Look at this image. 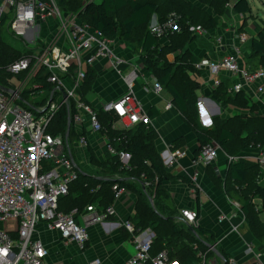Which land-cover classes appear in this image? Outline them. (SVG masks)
Instances as JSON below:
<instances>
[{"label":"built area","instance_id":"built-area-1","mask_svg":"<svg viewBox=\"0 0 264 264\" xmlns=\"http://www.w3.org/2000/svg\"><path fill=\"white\" fill-rule=\"evenodd\" d=\"M235 1L230 0L227 6L232 8ZM7 17V33L23 42L26 54L6 67L15 75L8 80V84H0L9 89L0 88V264H49L45 243L35 237L39 224L58 232L65 243L76 242L84 250L89 241V228L107 221L114 213V202L128 192L127 188L114 184V201L107 207L90 204L83 210L75 207L68 212L59 207L60 198L69 193L80 174L101 171L92 157V151L100 160L105 152H110L118 154L123 164L130 161L129 152L114 148L98 110L114 112L117 120L113 128L118 129H130L142 122L152 124V119L142 102L135 101L138 69L122 72L120 67L126 61L115 52L114 40L106 38L102 31L83 23L76 15L62 12L55 0H0V31ZM180 19V14L172 12L162 21L153 19L149 29L159 38L164 37L180 31ZM49 20L57 22L50 31L52 36L41 37L40 26ZM197 32L210 34L202 28ZM235 35L240 42L232 53L215 60L202 57L195 67L212 73L214 87L220 84L222 72L235 75L240 72L241 80L234 83L232 90L238 92L245 85H253L257 94L264 98V70L252 72L242 60L241 45L250 36L240 29H236ZM217 42V46L223 43L222 34ZM103 58L110 60L122 75L126 89L122 95L97 107L85 102L79 89L87 68ZM17 74L25 75L20 78ZM39 74L46 76L52 88L46 89L42 83H33L30 86L33 89L31 103L24 98L23 92L31 79ZM161 89L160 82H155L154 90ZM44 99V103L40 104L39 101ZM201 100L204 101L203 98ZM171 106L172 103H169L168 107ZM62 108L68 111L70 128L65 134H55L50 128ZM206 113L205 125L210 126L213 116L209 111ZM72 127L73 133L79 135L78 139L70 137ZM96 141L100 146L95 144ZM220 150L219 143L212 140L201 147L195 159L206 165L213 163ZM256 153L255 160L264 170V149L260 148ZM183 155L184 151L176 148L164 164L172 166ZM229 158L238 159L235 156ZM148 184L145 182V186ZM10 219L17 221L16 230L5 228V222ZM198 219V211L191 208L181 209L178 217L188 225L197 224ZM124 227L134 234L132 242L136 249L125 264H180L172 260L166 250L151 255L155 237L152 231L136 229L130 220L124 223ZM247 250L252 253V246L248 245ZM201 256L206 257L205 254ZM102 262V259L95 258L83 264ZM200 262L207 264L203 257Z\"/></svg>","mask_w":264,"mask_h":264},{"label":"trees","instance_id":"trees-1","mask_svg":"<svg viewBox=\"0 0 264 264\" xmlns=\"http://www.w3.org/2000/svg\"><path fill=\"white\" fill-rule=\"evenodd\" d=\"M198 1L199 3L194 0H56V3L62 12L76 15L83 23L102 31L106 38L119 39L133 45L147 71L156 76L160 84L173 95L175 107L197 136L199 146L195 150V158L198 157L201 147L212 140H216L221 148L233 157L244 149L257 146L264 149V115L251 113H236L227 117L217 115L212 118L217 120L216 126L210 128L200 124L198 89L204 71L195 67L200 58L189 48V44L201 35L197 29L208 30L211 34V30L220 27L215 16L226 13V4L230 0ZM232 9L244 15V24L239 28L243 30L252 14L249 1L236 0ZM171 11L181 15L179 21L181 29L169 33L167 36L170 43L164 45L149 29L150 21L155 13L162 21ZM7 18L0 31V84H8V80L15 74L8 72L6 67L21 57L18 49L1 40L2 35L7 34L6 23L9 17ZM214 37L215 35H210L209 39L212 40ZM248 42L247 54L243 57L244 66L252 72L264 70V27L256 35H252ZM170 53L174 54V61L169 60ZM17 75L23 78L22 75L25 74ZM95 82V69L88 67L79 89L85 102H90L86 95L92 90ZM33 83H42L46 89L52 88V84L47 82L46 76L42 74L31 79L29 87L27 86L23 92L24 98L31 103L33 89L30 86ZM232 88V79L222 77L220 85L215 89L221 102L250 111L259 109L257 103L249 105L243 91L233 94ZM44 101L45 99L39 103L42 104ZM98 111L114 148L129 152L130 161L123 164L118 154L110 152H105L104 158L100 160L92 151V157L101 171H97L96 174H80L73 182L69 193L60 198V209L68 212L78 207L83 210L90 204L107 207L114 201L113 185L118 184L137 195L135 214L130 217L135 228L149 227L155 232L151 255L166 250L170 258L180 264L191 257L198 258L201 251L207 258L213 255L214 250L207 244L215 245L212 242L215 239L214 230L202 225L189 226L175 219L179 215V210L165 182L181 176L173 175L166 169L156 144L152 124L142 122L130 129L113 128V123L117 120L115 113L103 112L101 109ZM158 111L154 108L148 109L150 119L158 116ZM67 128L68 111L62 108L50 130L55 134H65ZM70 137L72 139L79 137L73 133V127ZM178 143L175 149L184 145L183 140ZM210 175L214 182L220 184L224 193L239 203L252 232L264 243V219L261 218V214L264 213V183L261 182L264 172L258 162L250 158L232 159L228 162L223 178L218 177V173L213 170H210ZM145 182L149 184L145 186ZM189 184L195 186L191 180ZM196 191L199 195L198 190ZM151 198L154 205L150 201ZM256 199L261 201L262 208L258 207ZM133 235L132 233L130 236ZM224 257L229 262L230 255L225 253Z\"/></svg>","mask_w":264,"mask_h":264},{"label":"crops","instance_id":"crops-1","mask_svg":"<svg viewBox=\"0 0 264 264\" xmlns=\"http://www.w3.org/2000/svg\"><path fill=\"white\" fill-rule=\"evenodd\" d=\"M222 16L220 18H223L226 26L225 28L220 26L211 30L210 35H215L212 40L209 39V35L206 36L209 39H207L208 41H193L189 44V48L199 58L208 56L217 59L222 55L233 52V49L239 44L237 38H234V33L236 29L241 28L244 24L243 14L236 13L232 8H228ZM238 16H241L240 19ZM253 16L251 14V17ZM159 17L155 13L151 21L156 18L159 19ZM251 17H249L243 28L250 37L251 35H256L264 27V22L262 24ZM241 19L242 21L240 22ZM47 23L44 24L42 36L50 38L52 36L50 31L55 28L57 22L49 20ZM220 34H222L224 43L221 47H218L217 38ZM159 42L168 45L170 39L168 36L160 37ZM113 48L126 61L120 67L123 73H128L133 68H137L139 71V76L134 86L135 101L142 102L145 110L150 108L159 110L158 116L152 118V124L155 131L156 144L165 163L167 158L174 152L175 146L179 144L178 142L184 141V145L179 146L184 151V155L179 157L172 166L165 165L170 173L181 176L165 182V186L170 191L174 204L179 210V215L183 208L196 209L199 212V219L195 226L202 225L214 230L215 239L212 242L215 243L217 252L222 256H225V253L230 255L231 258L228 264H264V243L252 232L248 220L239 207V203L237 204L235 199L224 193L220 184L214 182L210 175V170H213L218 173V177H224L228 167V157L225 151L223 153L220 152L216 161L213 164L211 163L212 165L210 166L196 160L194 153L199 146L198 138L184 122L175 107L173 95L163 86L160 91L154 90V83L159 81L156 76L147 71L136 54L133 45L126 41L115 39ZM219 48L221 49L220 51L218 50ZM242 53L243 57H245L247 50L243 51L242 48ZM168 58L170 61H174V54H168ZM90 67L95 69L96 82L93 84L92 90L87 93L86 98L93 105L102 106L125 92V81L110 60L106 58L99 59ZM226 76L232 79L233 85L241 80L227 73L222 74L220 79ZM200 81L201 86L198 92L200 97L204 95L203 99L205 102L200 100L199 113L204 125L207 122L206 111H209L212 116L220 115L222 117H226V112H234L232 115L236 113L264 115V98L257 94L255 86L245 85L242 90L249 101V105L251 103L259 105L257 111H250L249 109L238 108L233 104L227 105L221 102L215 93L217 88L213 86V76L209 71L205 70L203 72ZM232 93L237 94L238 92L233 91ZM169 103H172L171 107H168ZM221 103L223 105H219ZM220 106H223V108H220ZM95 144L100 146L99 141H96ZM252 150L255 149H244L242 151L245 152L241 151L235 157L250 158L249 156H255L257 153L256 151L252 153ZM189 180L194 183V187L189 184ZM262 182L264 183V175ZM196 190H198L199 195H197ZM136 202V193L128 189V192H125L119 200L114 202L113 215L104 223H98L89 228V241L84 250L76 242L65 243L58 232L48 230L43 224H39L35 237L41 239L46 245L48 250L47 262L49 264H83L95 258H100L103 261L102 264H125L126 260L136 251L132 242L133 236H130L132 233L124 227V223L135 214ZM178 217L175 218L177 221L185 223L178 220ZM146 229L152 231L155 235L151 228L148 227ZM248 245L252 246V253H248ZM217 252L214 251V254L208 258L201 256L202 254L200 255L199 253L198 258L191 257L182 264H200L202 257L207 264H225V260ZM258 253L260 254L259 256L257 255Z\"/></svg>","mask_w":264,"mask_h":264},{"label":"rangeland","instance_id":"rangeland-1","mask_svg":"<svg viewBox=\"0 0 264 264\" xmlns=\"http://www.w3.org/2000/svg\"><path fill=\"white\" fill-rule=\"evenodd\" d=\"M56 1V0H55ZM194 1H196L197 3H199V1L198 0H194ZM249 1V3H250V6L252 7V14L254 15L253 17H251V18H253L255 21H258V22H261L262 24H263V22H264V0H248ZM226 6H227V4H226ZM229 7L227 6V9H228ZM167 12H169L168 10H167ZM167 12H164V13H167ZM172 12H176V11H171L170 13H172ZM248 15H250V14H248ZM244 16V15H243ZM216 17V16H215ZM220 17H223V16H221V15H219L218 17H216V20H217V23L221 26V28H225V26H226V24L224 23V21H223V18H220ZM240 17L241 16H238V18L240 19ZM230 18H233V17H230ZM242 21V19L240 20V22ZM48 24V23H47ZM49 25V24H48ZM250 25H252L251 23H250ZM43 29H44V24L42 25V26H40V36L42 37V34H43ZM199 29H201V28H199ZM242 31H246V30H242ZM203 32V31H202ZM247 32V31H246ZM173 33V32H172ZM248 33V32H247ZM205 34H208V32L207 33H205ZM205 34H203V33H201V35H198L199 37H198V39L196 40L197 42H204V41H208L209 39L206 37L207 35H205ZM221 35V34H220ZM236 37V35H235V33H234V38ZM251 37H252V35H251ZM251 37H249L247 40L249 41V39H251ZM208 39V40H207ZM1 40H3V41H5L8 45H10V46H12V47H14L15 49H18V51H20V56H22V55H24V54H26V49H25V47L23 46V42L20 40V39H18L17 37H14L12 34H9V33H7L6 35H2V37H1ZM238 41H239V39H237ZM241 42L242 43V45H241V47L243 48V51H246V50H248V46H249V42ZM240 42V41H239ZM224 43V42H223ZM223 43H221V45H223ZM221 45L220 46H218V47H221ZM219 51L221 50L220 48L218 49ZM233 51H234V49H233ZM230 53H232V52H230ZM227 54H229V53H227ZM227 54H225V55H227ZM225 55H222V56H225ZM221 56V57H222ZM206 57H208V56H206ZM210 60H215L214 58H211V57H208ZM220 58V57H219ZM219 58H217V59H219ZM242 68H244V66H242ZM206 71H209L208 69L206 70ZM210 72V71H209ZM211 73V72H210ZM225 73H227V74H229L230 76H232V77H234V76H236L237 77V79L239 80L240 78H241V75H240V72H239V74H237V75H235V74H231L230 72H228V71H224V72H222V74H225ZM212 74V73H211ZM213 76V75H212ZM32 88V87H31ZM217 88V87H216ZM238 92H240V91H238ZM204 95H202L201 97L199 96V99H198V103H199V101L201 100V98H204L203 97ZM219 105H223V103H221V104H219ZM199 108V107H198ZM220 108H223V106H220ZM226 108V107H225ZM220 110V109H219ZM198 111H199V109H198ZM218 112H220V111H218ZM232 113H234V112H226L225 113V115H226V117H227V115H232ZM199 121H200V124L203 126V127H205L206 125H204V123H203V121L201 120V115H200V113H199ZM216 121L217 120H214V119H212V124L210 125V126H206V127H210V128H212V127H214V126H216ZM216 141V140H215ZM259 149H260V146H257V149H255V150H252V153H255V151H259ZM223 149L222 150H220V152H222L223 153ZM242 152H245V151H242ZM226 153V152H225ZM226 155H227V157H228V162L230 161V158H229V154L228 153H226ZM238 156V155H237ZM250 157V159H252V160H255V156H249ZM213 164V163H212ZM212 164H210V165H212ZM262 171H263V169H261ZM264 172V171H263ZM225 174V173H224ZM263 178V177H262ZM261 182H262V179H261ZM256 201V203H258V207L259 208H262L261 207V201L259 200V199H256L255 200ZM239 206V205H238ZM240 207V206H239ZM261 218L262 219H264V213H262L261 214ZM4 226H5V228L7 229V230H16L17 229V227H18V223H17V221L16 220H14V219H10V220H8V221H6L5 222V224H4ZM13 236H14V234H13ZM199 249H201V248H199ZM200 254H204V252L203 251H201L200 252Z\"/></svg>","mask_w":264,"mask_h":264},{"label":"water","instance_id":"water-1","mask_svg":"<svg viewBox=\"0 0 264 264\" xmlns=\"http://www.w3.org/2000/svg\"><path fill=\"white\" fill-rule=\"evenodd\" d=\"M0 88L1 89H3V90H5V91H8L9 89L8 88H6L5 86H3V85H0ZM208 121H210L209 119H208ZM69 124V127H68V129L70 128V123H68ZM144 187V186H143ZM145 188V187H144ZM150 201H151V203H152V205H154L153 204V199L151 198L150 199ZM210 248H212V249H214V251H218L216 248H215V246L213 245V244H207ZM217 254L220 256V257H222L224 260H225V264H228V261H227V259L224 257V256H222L219 252H217Z\"/></svg>","mask_w":264,"mask_h":264},{"label":"flooded vegetation","instance_id":"flooded-vegetation-1","mask_svg":"<svg viewBox=\"0 0 264 264\" xmlns=\"http://www.w3.org/2000/svg\"><path fill=\"white\" fill-rule=\"evenodd\" d=\"M220 83H221V82H220ZM219 85H220V84H219ZM219 85H218V86H219ZM218 86H217V87H218ZM215 88H216V87H215Z\"/></svg>","mask_w":264,"mask_h":264},{"label":"bare ground","instance_id":"bare-ground-1","mask_svg":"<svg viewBox=\"0 0 264 264\" xmlns=\"http://www.w3.org/2000/svg\"><path fill=\"white\" fill-rule=\"evenodd\" d=\"M264 171V170H263Z\"/></svg>","mask_w":264,"mask_h":264}]
</instances>
